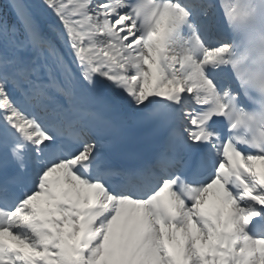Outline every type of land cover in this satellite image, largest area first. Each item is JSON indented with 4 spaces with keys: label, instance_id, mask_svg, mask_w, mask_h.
Returning a JSON list of instances; mask_svg holds the SVG:
<instances>
[{
    "label": "snow or ice",
    "instance_id": "snow-or-ice-1",
    "mask_svg": "<svg viewBox=\"0 0 264 264\" xmlns=\"http://www.w3.org/2000/svg\"><path fill=\"white\" fill-rule=\"evenodd\" d=\"M0 264H264V0H8Z\"/></svg>",
    "mask_w": 264,
    "mask_h": 264
},
{
    "label": "rangeland",
    "instance_id": "rangeland-1",
    "mask_svg": "<svg viewBox=\"0 0 264 264\" xmlns=\"http://www.w3.org/2000/svg\"><path fill=\"white\" fill-rule=\"evenodd\" d=\"M28 2H32V0H28Z\"/></svg>",
    "mask_w": 264,
    "mask_h": 264
}]
</instances>
